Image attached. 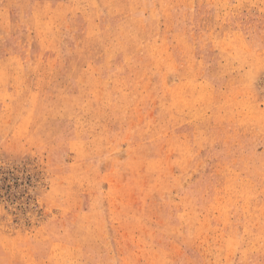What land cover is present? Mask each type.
<instances>
[{"label":"rangeland","instance_id":"374dc122","mask_svg":"<svg viewBox=\"0 0 264 264\" xmlns=\"http://www.w3.org/2000/svg\"><path fill=\"white\" fill-rule=\"evenodd\" d=\"M0 264H264V0H0Z\"/></svg>","mask_w":264,"mask_h":264}]
</instances>
